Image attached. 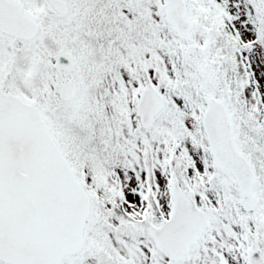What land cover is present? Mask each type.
<instances>
[{
  "label": "snow or ice",
  "instance_id": "6c2138e0",
  "mask_svg": "<svg viewBox=\"0 0 264 264\" xmlns=\"http://www.w3.org/2000/svg\"><path fill=\"white\" fill-rule=\"evenodd\" d=\"M0 264H264V0H0Z\"/></svg>",
  "mask_w": 264,
  "mask_h": 264
}]
</instances>
